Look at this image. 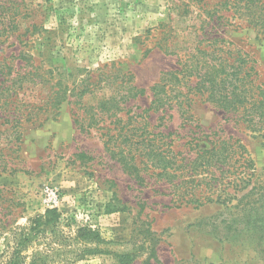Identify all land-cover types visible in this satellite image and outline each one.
<instances>
[{
    "label": "rangeland",
    "instance_id": "rangeland-1",
    "mask_svg": "<svg viewBox=\"0 0 264 264\" xmlns=\"http://www.w3.org/2000/svg\"><path fill=\"white\" fill-rule=\"evenodd\" d=\"M0 2L19 12L16 25L0 32V59L20 73L40 65L41 78L25 83L36 96L23 98L46 104L67 88L66 101L40 110L16 130L17 139L0 120L1 160L20 170L0 174V264L11 228L27 227L47 210L60 221L38 241L45 264L71 260L80 227L97 230L106 244L103 253L70 264H119L116 255L131 256L128 264H264V0ZM194 46L204 54L189 69L198 76L187 85L190 100L170 116L147 112L149 89ZM93 82L86 95L69 94ZM130 86L144 95L119 101ZM113 96L124 110L84 112ZM186 118L217 138L231 137L236 157L253 164L236 200L179 205L173 192L180 180L170 184L144 165L137 178L122 167L128 142L120 120L173 134L167 144L183 158L196 151L185 143ZM108 126L119 136H108ZM198 144L208 148L204 139Z\"/></svg>",
    "mask_w": 264,
    "mask_h": 264
},
{
    "label": "trees",
    "instance_id": "trees-1",
    "mask_svg": "<svg viewBox=\"0 0 264 264\" xmlns=\"http://www.w3.org/2000/svg\"><path fill=\"white\" fill-rule=\"evenodd\" d=\"M18 13L17 8H13V6L7 5L5 2H0L1 33L4 32L5 27L10 30L12 25H16ZM174 42L175 45L178 43L177 37ZM174 42L167 44L164 50L166 52L170 51ZM202 54H204L202 50L196 49V46H194L190 52L180 56L178 69L164 73L160 77L159 81L149 89L151 102L147 112H162L165 116H170L169 112L176 106L181 109L184 108L185 101L190 100L188 97L190 88L187 85L190 83L191 77H198L194 76V70L189 69L195 60L197 67L201 59L200 55ZM6 62L7 60L3 57L0 59V99L2 100L0 104V120L6 126V131H10L11 133L8 137L12 135L17 139L19 134H16V130H20L24 123H34V118L40 110L44 107L48 109L58 107L62 102L66 101L67 88L65 87L63 90L60 88L56 93L54 92L55 98L46 104L39 99L29 102L23 98L26 92L33 94L31 96L33 98L36 96L37 90L34 94V88H30L29 86L25 88V83L29 82L27 80L28 76L35 79L41 78L36 73V71L40 70V65L33 67L34 72L20 73V69L11 68ZM32 83L34 84L35 82ZM94 84L95 82L90 83L82 89L77 90V86H75L69 94L73 95L79 91L76 94L84 96L89 93L90 87H93ZM199 86L200 82L198 81L195 83L193 89L197 88L199 90ZM144 92L142 89L130 86L119 101L130 98L134 99L137 96L144 95ZM119 101L115 96L102 98L96 107L86 108L84 112H89V110L93 109L106 114L122 111L124 109L120 110L118 106ZM237 101L239 103L243 102L240 99ZM93 116L95 117V115L91 117ZM259 118H264V111L261 112ZM188 119H191V117H188ZM188 119H185L188 125L185 132L189 138L185 143L190 148L196 149V151L190 153L188 149L189 152L183 158L179 156L181 152L177 150L173 151L170 144H167V137L173 134L168 133L166 135L160 131L156 132V128L154 127L146 131L144 129L140 131L139 128H128L130 119L120 120L124 124L121 127L122 131L120 132H124L121 136L128 142L127 156L120 159L122 167L128 172L136 174L137 178L140 175L139 165H144L147 171L152 172L158 178L165 179L170 184H173L176 180H180L175 192H173V197L177 199L176 202L179 205L200 207L207 203L225 204L236 200V193L239 189H242V186L243 188L247 186L252 176H254L250 172L253 164L250 161L246 162L240 156L236 157L235 147L237 142L232 143L231 137L217 138L215 132L210 131L207 133L197 124L194 126L193 122ZM89 127L90 125L87 128ZM263 127H259L260 132L264 131ZM104 129L107 131L108 136H111L112 134L110 135V133L114 131L110 126L104 127ZM139 131L141 132L140 134H138ZM262 133L264 135V132ZM117 136L112 135L111 138ZM135 137L139 141L133 142ZM11 139L13 138L10 137ZM203 139L208 143V148L206 149H200L198 144ZM117 149L119 150V154L126 152V150H122L120 147H117ZM136 152H138L137 157L134 155ZM1 156L2 150L0 152V174H13L20 171L11 169L8 162L1 160ZM59 221L60 217L56 211L47 210L43 215L30 220L27 227L11 228L12 234H10V239L4 238L7 245L6 251H4L5 261L3 264H45L42 257L43 254L39 250L40 244L38 241L47 232V228L50 227L52 230H55L58 227ZM71 240L76 242V244H80L81 247L77 249V253H72V258L67 264L82 261L86 256L103 253L100 246L106 244L105 240L99 235V232L90 227L76 229L73 232ZM30 249L31 254L27 255ZM116 257L119 260V264H128L132 259L128 255H116Z\"/></svg>",
    "mask_w": 264,
    "mask_h": 264
}]
</instances>
